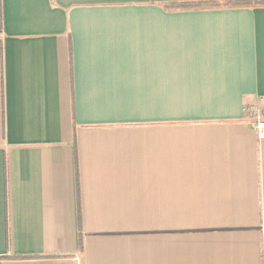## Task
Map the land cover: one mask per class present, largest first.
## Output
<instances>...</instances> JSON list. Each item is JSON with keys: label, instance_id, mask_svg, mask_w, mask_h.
I'll list each match as a JSON object with an SVG mask.
<instances>
[{"label": "crops", "instance_id": "crops-1", "mask_svg": "<svg viewBox=\"0 0 264 264\" xmlns=\"http://www.w3.org/2000/svg\"><path fill=\"white\" fill-rule=\"evenodd\" d=\"M211 1L0 0V264H264V6Z\"/></svg>", "mask_w": 264, "mask_h": 264}, {"label": "trees", "instance_id": "trees-1", "mask_svg": "<svg viewBox=\"0 0 264 264\" xmlns=\"http://www.w3.org/2000/svg\"><path fill=\"white\" fill-rule=\"evenodd\" d=\"M249 6H264V0H228L223 2H194V3H175L165 5L166 8L169 9H205V8H219V7H249ZM74 142V162H75V172H76V185H77V158L75 151V140ZM77 223H78V251H82V234L80 227V215L79 210L77 211Z\"/></svg>", "mask_w": 264, "mask_h": 264}, {"label": "built area", "instance_id": "built-area-1", "mask_svg": "<svg viewBox=\"0 0 264 264\" xmlns=\"http://www.w3.org/2000/svg\"><path fill=\"white\" fill-rule=\"evenodd\" d=\"M260 108L259 106H248L245 109V114L252 128L257 132L258 137L264 138V112L259 110Z\"/></svg>", "mask_w": 264, "mask_h": 264}, {"label": "rangeland", "instance_id": "rangeland-1", "mask_svg": "<svg viewBox=\"0 0 264 264\" xmlns=\"http://www.w3.org/2000/svg\"><path fill=\"white\" fill-rule=\"evenodd\" d=\"M259 110H261L262 112H264V111L262 110V108H260Z\"/></svg>", "mask_w": 264, "mask_h": 264}]
</instances>
